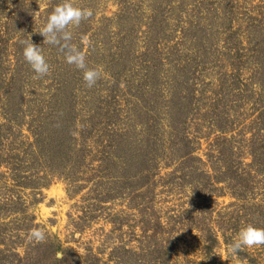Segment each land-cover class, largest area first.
<instances>
[{"label": "rangeland", "instance_id": "rangeland-1", "mask_svg": "<svg viewBox=\"0 0 264 264\" xmlns=\"http://www.w3.org/2000/svg\"><path fill=\"white\" fill-rule=\"evenodd\" d=\"M60 2L0 0V264H264L227 252L264 228V0H73L92 87L34 32Z\"/></svg>", "mask_w": 264, "mask_h": 264}, {"label": "clouds", "instance_id": "clouds-1", "mask_svg": "<svg viewBox=\"0 0 264 264\" xmlns=\"http://www.w3.org/2000/svg\"><path fill=\"white\" fill-rule=\"evenodd\" d=\"M93 15L90 8H82L73 3V0H61L47 15L46 21L34 32L43 36V43L58 46L63 51L66 63L74 65L82 73L85 86L92 87L100 78V71L94 67H88L85 53L71 43L72 32L68 27L77 26L81 20ZM22 55L34 73L33 78H40L48 74L49 63L40 44H34L31 36L27 40H21ZM29 240L41 242L45 240L46 234L42 228L33 227L27 233ZM253 245H264V228L257 227L251 223L241 226L235 237L228 245L229 256L238 253L244 247ZM63 252H57L56 258L62 259Z\"/></svg>", "mask_w": 264, "mask_h": 264}, {"label": "trees", "instance_id": "trees-1", "mask_svg": "<svg viewBox=\"0 0 264 264\" xmlns=\"http://www.w3.org/2000/svg\"><path fill=\"white\" fill-rule=\"evenodd\" d=\"M261 24V22H257L256 24H255V26H256V28L257 29H259V30H263L262 29V26L260 25ZM259 50H260V48H259ZM262 86H264V84L263 85H261V87ZM258 102H259V107H260V111L259 112H261L262 114H264V98L262 97V95H264V92L262 91V89H260V92H258ZM260 117V116H259ZM264 119V118H263Z\"/></svg>", "mask_w": 264, "mask_h": 264}]
</instances>
